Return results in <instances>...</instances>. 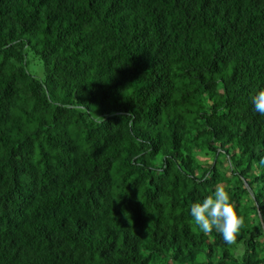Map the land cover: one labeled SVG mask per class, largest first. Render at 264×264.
I'll list each match as a JSON object with an SVG mask.
<instances>
[{
  "label": "trees",
  "instance_id": "trees-1",
  "mask_svg": "<svg viewBox=\"0 0 264 264\" xmlns=\"http://www.w3.org/2000/svg\"><path fill=\"white\" fill-rule=\"evenodd\" d=\"M261 87L264 0H0V264H264Z\"/></svg>",
  "mask_w": 264,
  "mask_h": 264
},
{
  "label": "clouds",
  "instance_id": "clouds-1",
  "mask_svg": "<svg viewBox=\"0 0 264 264\" xmlns=\"http://www.w3.org/2000/svg\"><path fill=\"white\" fill-rule=\"evenodd\" d=\"M254 111L264 116V87H261L251 98ZM190 215L195 226L203 234L213 231L222 235L226 243H234L236 234L244 224L239 216L229 191L222 184H217L214 191L190 206ZM264 227V224L262 225Z\"/></svg>",
  "mask_w": 264,
  "mask_h": 264
},
{
  "label": "rangeland",
  "instance_id": "rangeland-1",
  "mask_svg": "<svg viewBox=\"0 0 264 264\" xmlns=\"http://www.w3.org/2000/svg\"><path fill=\"white\" fill-rule=\"evenodd\" d=\"M28 61H29V71L32 75H34L36 78L40 79L42 77L43 74V69H42V65L36 61L30 54L28 55ZM213 162V157L210 155L209 157H205L202 160V167L203 170H206L207 168H209V166L211 165V163ZM226 160L224 156H220L219 160L217 162V167L219 168V170H221V174H230V172L228 171L226 166ZM256 187L254 188V191H256ZM249 200V198H247ZM247 200V201H248Z\"/></svg>",
  "mask_w": 264,
  "mask_h": 264
},
{
  "label": "water",
  "instance_id": "water-1",
  "mask_svg": "<svg viewBox=\"0 0 264 264\" xmlns=\"http://www.w3.org/2000/svg\"><path fill=\"white\" fill-rule=\"evenodd\" d=\"M263 233H264V227H263Z\"/></svg>",
  "mask_w": 264,
  "mask_h": 264
}]
</instances>
